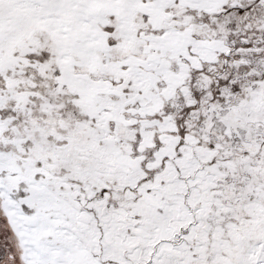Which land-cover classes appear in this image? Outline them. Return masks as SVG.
<instances>
[{"label": "snow or ice", "instance_id": "1", "mask_svg": "<svg viewBox=\"0 0 264 264\" xmlns=\"http://www.w3.org/2000/svg\"><path fill=\"white\" fill-rule=\"evenodd\" d=\"M0 264H264V0H0Z\"/></svg>", "mask_w": 264, "mask_h": 264}]
</instances>
